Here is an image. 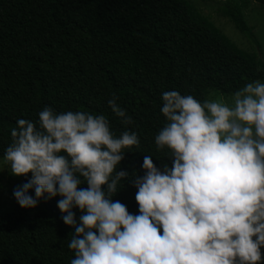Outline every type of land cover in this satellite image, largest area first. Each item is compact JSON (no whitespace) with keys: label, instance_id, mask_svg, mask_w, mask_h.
Listing matches in <instances>:
<instances>
[{"label":"clouds","instance_id":"obj_1","mask_svg":"<svg viewBox=\"0 0 264 264\" xmlns=\"http://www.w3.org/2000/svg\"><path fill=\"white\" fill-rule=\"evenodd\" d=\"M161 101L166 123L154 143L172 163L161 170L145 155L143 175L118 170L139 138L115 135L103 114L45 106L35 122L17 119L3 161L11 175L30 177L13 188L15 202L33 209L60 197L62 222L74 228L70 264H264V82L228 101L176 90ZM107 104L132 123L115 95ZM125 181L137 214L112 199Z\"/></svg>","mask_w":264,"mask_h":264},{"label":"trees","instance_id":"obj_2","mask_svg":"<svg viewBox=\"0 0 264 264\" xmlns=\"http://www.w3.org/2000/svg\"><path fill=\"white\" fill-rule=\"evenodd\" d=\"M248 1L225 0L218 10L257 45L244 18ZM251 1L264 8V0ZM253 80L264 82V65L188 0H0V160L16 120L35 122L47 106L103 114L117 136L135 131L139 147L118 170L143 175L145 155L170 168L154 143L166 123L161 94L176 90L202 103L211 91L230 96ZM113 95L131 124L109 109ZM12 190L0 210V264H70L74 228L62 222L60 197L22 209ZM135 193L125 181L112 199L137 214Z\"/></svg>","mask_w":264,"mask_h":264},{"label":"rangeland","instance_id":"obj_3","mask_svg":"<svg viewBox=\"0 0 264 264\" xmlns=\"http://www.w3.org/2000/svg\"><path fill=\"white\" fill-rule=\"evenodd\" d=\"M194 3L199 10L208 16V18L217 26L220 31L235 42L238 47L254 55L255 61L261 67L264 65V8L257 2L249 0L244 18L249 26L253 28V34L258 44L253 43L249 38L240 33L233 23L226 17L222 16L218 8L225 0H188ZM232 95L224 96L217 91H211L207 100H216L223 98L228 101ZM7 166L3 160H0V210L4 204L8 203L9 190L15 186L25 183L30 173L27 176H13L6 169Z\"/></svg>","mask_w":264,"mask_h":264}]
</instances>
